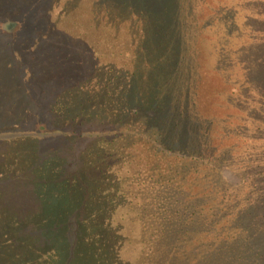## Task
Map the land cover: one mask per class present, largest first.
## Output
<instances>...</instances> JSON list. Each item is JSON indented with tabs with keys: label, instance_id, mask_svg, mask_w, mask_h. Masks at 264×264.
I'll return each mask as SVG.
<instances>
[{
	"label": "trees",
	"instance_id": "obj_1",
	"mask_svg": "<svg viewBox=\"0 0 264 264\" xmlns=\"http://www.w3.org/2000/svg\"><path fill=\"white\" fill-rule=\"evenodd\" d=\"M239 1L26 0L0 10V84L21 48L30 60L42 47L59 72L34 100L29 80L46 82L51 70L26 79L20 69L12 82L23 84L7 95L21 105L0 108V129L18 130L0 141L14 157L0 158V264L35 260L42 238L55 261L78 244L93 263L264 264V191L243 176L251 161L239 185L224 174L238 157L224 140L240 138L247 120L264 123V0L242 19ZM244 30L257 42L232 48L218 38ZM25 36L29 44L10 46ZM139 145L152 164L131 174ZM7 182L12 198L43 203L40 222L66 224L69 239L58 233L52 246L50 235L23 234L20 218L7 227ZM93 229L106 235L102 260Z\"/></svg>",
	"mask_w": 264,
	"mask_h": 264
},
{
	"label": "rangeland",
	"instance_id": "obj_2",
	"mask_svg": "<svg viewBox=\"0 0 264 264\" xmlns=\"http://www.w3.org/2000/svg\"><path fill=\"white\" fill-rule=\"evenodd\" d=\"M26 0H0V10L8 11L10 13L20 11L23 6H25ZM31 1H40V0H31ZM228 2V0H225ZM256 8L255 0H240L237 7H236V14L239 19H242L243 16L252 13ZM36 12V9L30 10V13L33 14ZM220 15V14H218ZM12 21H9L4 24V26H12ZM258 34H253L251 30H244L242 33H238V35H233L232 37H223V35L219 36V40L228 42L229 46L234 48H238L239 45H244V47H248L251 44L255 43V36ZM12 40L10 46H19L24 47L26 44L30 43L29 37H15ZM216 38H209L206 37L204 42L207 44H212ZM1 42H8L7 40H0ZM257 42V41H256ZM5 44L7 43H0V47L4 48ZM57 52H54V54ZM22 55H16L18 59L21 57L20 61L14 59L13 70L10 72L8 76V84L3 86L0 84V108L7 109L20 106L21 103L17 100H9L8 95L9 91L12 87L16 86L18 83L23 84V81H15L14 78L19 75V70H22L23 75H25L26 79H29L31 74H39L40 72H46L51 70L49 73L50 76L47 77V81L44 82L41 79L37 82H32L31 79L29 80V84L33 85L31 96L34 100L42 99L43 96L46 94L47 90L53 86L58 84V80L56 83H53V80L58 77V73L56 66L54 67L50 63V58H48V54L42 49L38 53L35 54L34 57L30 58V60L24 58L23 55H26V52L23 48H21ZM214 55L216 54V50H214ZM225 54V51H224ZM213 58H208L207 63L212 65ZM27 63L25 64V62ZM20 63V65H18ZM47 74V73H45ZM52 79V81H51ZM12 82V83H10ZM25 82V81H24ZM28 83V82H25ZM4 115V113H3ZM5 116V115H4ZM259 124L252 123L251 120H247L243 125L239 126V133L240 138L236 137H229L228 139L224 140L226 144H231L232 151L238 156L236 160L232 162L233 172L229 170L225 171V176L230 180V182L234 185L241 184L240 176L241 170L240 167L243 166V163H247V161H251L249 166L245 168L244 177L248 176V178H256L258 180V192L261 193L264 191V123L260 124L261 128H257L256 126ZM20 128L24 131V128L20 125ZM13 131L17 133V128H9L0 129V141L7 139V144L12 141L13 138H17L14 134L10 133ZM92 130H90L91 132ZM97 131V130H96ZM89 132V133H90ZM86 134V135H89ZM99 133V132H93ZM223 142V143H224ZM5 143H0V158L1 160L5 159L6 162L11 161L14 159L12 155L8 153V145ZM5 146V148H4ZM4 148V149H3ZM132 162L128 165L130 169V173L134 174L138 171H142L148 169L149 166L152 164V154L147 151L145 146L139 145L134 150H132ZM244 168V166H243ZM10 169H8L9 171ZM122 173L120 172V176ZM8 185V196H5V200L8 203V211L7 215V227L10 224L13 225V222L16 218H20V228L23 234H35L40 236L41 234L50 235L52 237V246H54V242H58L57 234L61 233L60 236L64 238H68L70 236L71 230L68 229L66 224H63L62 227L60 225L63 223L59 219L54 220V226L50 225L45 221V223L40 222L43 217H47L46 208L43 209V203L40 202L38 199L31 198L28 193L25 196L20 192L16 198H12L13 191L16 189V185L7 182ZM25 190L30 189L29 187H24ZM24 190V189H23ZM14 212L17 214L14 215ZM126 213V210L118 209L116 214L117 216L120 214ZM22 217H21V215ZM131 217H134L133 213H130ZM74 219L78 220L79 217H75ZM75 220V221H76ZM53 221L51 220V223ZM77 225V223L74 222ZM135 231V229H134ZM93 233V234H90ZM87 233L86 235L92 238L96 242V249L95 252L97 254V258L103 259L104 252L107 250L105 248L106 242V235L102 229H93ZM89 234V235H88ZM134 234V233H133ZM86 235L83 236L82 241L86 242L87 238ZM45 238H42V240ZM40 244L36 247L37 255H35L34 259L28 264H103L100 262H87L86 258L89 254V251L85 250L86 248H81L77 245L74 246V250L72 253H65L63 251L59 252L58 259L55 261V256L53 253L51 254H44L47 250L46 241L43 240ZM54 241V242H53ZM76 241V240H75ZM74 241V243H76ZM134 240H132L133 242ZM57 246V244L55 245ZM59 248V246H57ZM89 247V245H87ZM113 252V250H110ZM86 256V257H85ZM39 257V258H38ZM127 257V256H125ZM50 258V259H49ZM59 258L65 259L66 261H60ZM119 258H115L118 260ZM121 259V258H120Z\"/></svg>",
	"mask_w": 264,
	"mask_h": 264
}]
</instances>
